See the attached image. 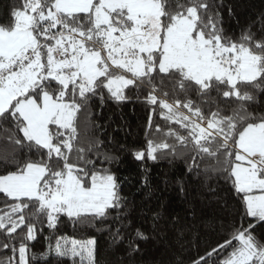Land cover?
<instances>
[{"label":"snow or ice","instance_id":"6c2138e0","mask_svg":"<svg viewBox=\"0 0 264 264\" xmlns=\"http://www.w3.org/2000/svg\"><path fill=\"white\" fill-rule=\"evenodd\" d=\"M212 7L208 0H22L11 22L0 24V126H11L15 145L0 160V232L9 240L3 249L12 251L0 264H29L28 242L36 240L41 217L54 229L61 215L102 221L119 209L115 175L97 166L109 157L99 141L82 145L78 129L79 115L88 113L91 98L103 100L104 90L116 102L128 99L130 87L147 91L152 111L158 106L163 119L187 133L169 127L163 139L135 152L137 160L183 155L180 147L193 153L191 171L198 157L214 158L205 172L228 174L245 215L264 222V116L247 112L243 102L253 97L242 91L264 86V39H227ZM213 91L239 106L231 115L217 109L206 116L191 97L206 102ZM155 131L161 133L159 125ZM255 227L235 229L192 264H209L228 249L218 264H264ZM113 235L120 238L119 229ZM135 238L146 239L139 229ZM95 243L61 237L49 252L95 264Z\"/></svg>","mask_w":264,"mask_h":264},{"label":"trees","instance_id":"16d2710c","mask_svg":"<svg viewBox=\"0 0 264 264\" xmlns=\"http://www.w3.org/2000/svg\"><path fill=\"white\" fill-rule=\"evenodd\" d=\"M170 3L186 4L187 0ZM208 3L213 6L212 14H218L217 26L227 39L239 42L245 33L252 35L253 43L264 39V0H208ZM21 4L22 0H0V24L11 22L10 12ZM242 91L253 97L243 102L247 112L264 116V86ZM125 95L127 100L116 102L104 90L103 100L91 98L88 113L79 115L78 125L81 144L99 141L100 153L109 157L97 166L115 175L122 198L119 209L110 210L102 221L74 222L61 215L54 229L47 226L46 217H41L36 240L28 242L29 264H73L70 257L60 258L54 251L49 252V246L54 249L61 237L69 241L95 239V264H192L229 239L235 229L253 223L256 227L252 234L264 243V222L245 215L232 178L219 171L205 172L214 166V158L198 157L191 171L193 153L180 147L177 151L183 155L157 153L155 161L147 156L143 160L135 158L136 151L146 150L149 139H163L169 127L182 135L187 133L163 119L158 106L152 111L153 106L145 100L147 91L130 87L125 89ZM191 98L200 104L206 116L217 109L221 115H231L240 104L235 98L218 96L216 91L205 98L206 102L194 94ZM168 100L173 101L171 94ZM157 125L161 133L155 131ZM10 131V125L0 126V160L14 152L15 145L8 140ZM167 142L175 143L173 138ZM3 169L0 163V174ZM3 206L4 197L0 194V208ZM117 229L120 238H114ZM137 229L146 239L135 238ZM7 242L8 238L0 232V260L12 256L11 249L2 247ZM229 251L214 257L209 264H218Z\"/></svg>","mask_w":264,"mask_h":264}]
</instances>
